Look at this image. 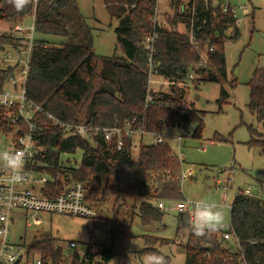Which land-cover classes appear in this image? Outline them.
<instances>
[{
    "label": "trees",
    "instance_id": "trees-1",
    "mask_svg": "<svg viewBox=\"0 0 264 264\" xmlns=\"http://www.w3.org/2000/svg\"><path fill=\"white\" fill-rule=\"evenodd\" d=\"M166 1L175 14L163 24L160 20L153 22L160 3L156 0H104L111 17L118 21L114 33L123 55L103 57L94 52L92 29L76 0H40L36 7L22 12H17L8 0H0V26L23 24L29 15L35 14L37 38L26 81L28 98L70 125L124 128L131 123L135 128L142 125L149 133L161 134L165 128L188 129L196 121L192 137L201 138L205 113L198 116L186 106L189 75L192 72L204 75L195 79L198 84L227 81L225 43L237 41L241 32L231 7L224 11L220 3L191 0L187 4L189 9L181 11L184 0ZM178 23L185 26L188 35L180 31ZM45 36L64 37L67 41L58 47L48 43ZM152 37L153 71L171 81L173 95L149 91V51L145 42ZM15 40L18 39L13 34L0 33V49L3 44L13 45ZM204 50L203 55L200 51ZM202 57L208 61L206 68H199ZM5 79L0 75V86ZM237 84L236 80L231 81V88ZM248 85L249 111L262 123L264 68L254 71ZM149 93L153 101L145 109ZM228 97L222 88L220 106ZM34 124L38 152L26 167L49 177L43 187L48 196L58 195L65 185L81 183L85 199L94 210L113 195L115 216L133 201L130 208L138 212L144 225L162 221L166 210L158 208L160 202L164 205L184 202L179 176L181 163L169 144L141 145L135 178L121 187L116 186L121 180L114 164L133 162V139L123 137L124 147L118 151L114 142H106L101 135L88 140L68 134L45 114H36ZM250 131L249 145L259 147L264 155V140L253 137L258 134L256 130ZM78 150L83 151L80 164L72 166L70 160L62 159L63 154H76ZM138 200L140 203L136 205ZM189 215L181 211L177 217V236L187 239L183 245L184 264H242L239 254L231 251L222 238L225 231L196 236L187 223ZM230 230L239 237L246 264H264V193L246 195L240 191L235 195L230 206ZM108 235L107 244L88 243L83 253L57 247L58 241L51 233L26 241L25 246L28 254L39 256L43 264H109L114 258L121 264H130L132 226L119 222L117 216ZM142 238L145 247L140 253L156 252L150 245L152 240L161 238L151 235Z\"/></svg>",
    "mask_w": 264,
    "mask_h": 264
},
{
    "label": "rangeland",
    "instance_id": "rangeland-1",
    "mask_svg": "<svg viewBox=\"0 0 264 264\" xmlns=\"http://www.w3.org/2000/svg\"><path fill=\"white\" fill-rule=\"evenodd\" d=\"M80 13L92 29L93 49L96 55L111 57L123 55L117 44L114 29L117 19L112 18L104 0H76ZM237 9L238 24L241 35L237 41L225 43L226 66L228 79L220 83L196 82L197 75L187 82L189 94L186 106L191 107L200 116L204 114L201 138L192 137L197 122L192 121L188 129L165 128L161 135L165 143L169 144L173 153L178 157L181 166V192L184 203L191 206L185 211L191 215V201L204 198L221 205L225 214L223 231L230 229V206L235 195L240 191L251 189L254 193H263L264 185V155L261 149L249 145L252 140L250 129L258 133L254 138L264 140V125L259 123L257 116L249 111V82L256 69L264 68V0H227ZM168 1L160 0L159 16L163 24L172 18L175 9L168 7ZM226 2V1H225ZM245 6L249 14H242L238 8ZM34 14L29 15L23 23L24 27H31ZM181 32L188 35L185 26L178 25ZM10 24H2L0 32H11ZM230 33V32H229ZM35 39L37 35H35ZM48 43L60 47L67 39L64 37L45 36ZM21 41L15 40L13 45L18 46ZM196 50H199L195 44ZM204 55L206 52L200 51ZM207 67V66H206ZM205 67V68H206ZM200 68V67H199ZM236 80L237 86L231 88V81ZM225 88L229 97L226 103L219 104L221 89ZM12 90V87H8ZM149 90L157 94H171V81L164 76L154 75L149 79ZM164 143V144H165ZM136 144L152 145L154 136L146 134L142 140L136 139ZM6 145V146H5ZM8 144L0 139V151ZM132 151L133 162H115V171L120 175L121 187H124L135 178L139 150ZM83 151L76 154H63L64 161L70 160L72 166L80 164ZM224 171V172H222ZM113 185V183H111ZM140 200L135 202L139 205ZM181 203V202H180ZM178 202L165 205V216L159 223L144 225L138 212L128 207H122L118 221L132 226L134 238L130 246V264H143L145 255L140 252L145 247L143 235L156 236L164 240H152L151 249L165 255L168 264H184L186 252L183 245L186 237L177 236V217L181 213L177 209ZM94 209V208H93ZM96 217L80 218L69 215L49 213H27L23 210H14L10 226V239L15 244H23L42 234L51 233L59 246L65 251H72L69 243L75 242L78 249H85L88 243L103 245L108 243V233L115 216V197L110 195L105 202L95 208ZM189 215V216H190ZM38 219V220H37ZM29 223V225H27ZM229 249L234 251L237 246L227 241ZM109 264H121L114 258Z\"/></svg>",
    "mask_w": 264,
    "mask_h": 264
},
{
    "label": "built area",
    "instance_id": "built-area-1",
    "mask_svg": "<svg viewBox=\"0 0 264 264\" xmlns=\"http://www.w3.org/2000/svg\"><path fill=\"white\" fill-rule=\"evenodd\" d=\"M40 0H37V4ZM160 2V0H156ZM185 8H188V3L191 0H184ZM205 2L213 1L214 3L222 4L223 10L227 11L231 7L234 17H237V9L232 7L228 2L222 0H204ZM36 4V6H37ZM35 6V7H36ZM242 14L248 15V9L245 6L238 8ZM183 10V11H184ZM156 15L153 22H158L159 11L155 8ZM194 16V13H193ZM31 27H24L23 24H16L7 30L13 34L15 39L21 41L18 46L3 44L0 49V75L6 77L5 83L0 86V139L4 144H8L7 148L3 150H24L29 152L25 162V179L21 184H10V172L0 168V264H9V258L15 264L19 259V264H43L42 259L38 257H31L28 254L26 243L15 244L10 239V226L13 218L14 210H23L27 213H49L69 215L80 218H94L96 211L91 207L85 197V188L81 183H72L65 185L63 191L53 197L48 196L43 192V187L48 182L49 177L45 174L36 173L26 167L29 162H32L38 152V147L35 139L36 127L34 124V117L36 114H45L48 119L52 120L59 126L63 127L68 134L77 135L84 139L93 140L96 136L101 135L106 142H114L118 151L124 147L123 137L131 138L134 140L133 148L138 149L139 144H136V139L143 138L147 132L144 126L135 128L131 123L126 127H100L90 124L70 125L58 120L55 116L48 113L41 105H38L33 100L29 99L26 92V81L29 72L30 55L35 43L34 21ZM237 24H238V18ZM6 34V32H0ZM153 42L154 37L148 38L145 42V48L149 51V79L154 76L157 71L154 70L153 61ZM213 49L211 48L210 51ZM206 57L201 58L199 64L200 68L207 66ZM12 70L8 73V70ZM7 71V72H6ZM196 77V73L192 72L189 75L191 80ZM12 87L9 90L8 87ZM150 91V90H149ZM153 101L151 93L147 95L145 102V109L150 106ZM262 124L264 125V112L262 114ZM154 136V144L165 143L161 134L151 133ZM6 146V145H5ZM264 193V187L262 189ZM246 195L255 194L251 189L244 191ZM9 193H13L17 200L14 206L7 207L8 201L6 197ZM159 209L167 210L166 206L160 202ZM191 205L181 203L177 205L179 211H185ZM38 220V219H37ZM29 225V223H27ZM225 241H231L237 246L234 253L239 254V259L242 264H246L242 248L240 245L239 237L236 236L231 230L225 231L222 235ZM57 247H60L59 245ZM70 249L79 253H83L84 249H78L75 242L69 243Z\"/></svg>",
    "mask_w": 264,
    "mask_h": 264
},
{
    "label": "clouds",
    "instance_id": "clouds-1",
    "mask_svg": "<svg viewBox=\"0 0 264 264\" xmlns=\"http://www.w3.org/2000/svg\"><path fill=\"white\" fill-rule=\"evenodd\" d=\"M17 12H22L26 8L35 7L37 0H8ZM29 152L24 150H3L0 151V168L10 172L9 183L16 185L23 183L25 179V162ZM7 207L14 206L17 197L9 193L6 197ZM192 204V213L187 217V223L196 236H205L215 233L225 226V214L221 205L214 201L204 198L196 199L190 202ZM0 235L3 232L0 231ZM9 264H13L9 258ZM143 264H168L165 255L158 252L147 253L143 259Z\"/></svg>",
    "mask_w": 264,
    "mask_h": 264
},
{
    "label": "crops",
    "instance_id": "crops-1",
    "mask_svg": "<svg viewBox=\"0 0 264 264\" xmlns=\"http://www.w3.org/2000/svg\"><path fill=\"white\" fill-rule=\"evenodd\" d=\"M223 2H228L231 6H232V4L229 2V1H227V0H222ZM185 1L182 3V5L180 6V9H181V11H183L184 10V7H185ZM105 5V4H104ZM233 7V6H232ZM117 21V20H116ZM117 25H118V21H117ZM178 25H180V26H184L183 24H181V23H178ZM177 25V26H178ZM142 140V139H141Z\"/></svg>",
    "mask_w": 264,
    "mask_h": 264
},
{
    "label": "water",
    "instance_id": "water-1",
    "mask_svg": "<svg viewBox=\"0 0 264 264\" xmlns=\"http://www.w3.org/2000/svg\"><path fill=\"white\" fill-rule=\"evenodd\" d=\"M19 261H20V259L15 264H19Z\"/></svg>",
    "mask_w": 264,
    "mask_h": 264
}]
</instances>
